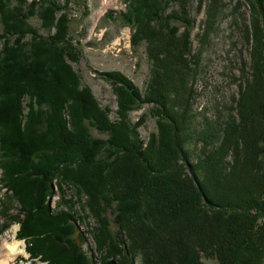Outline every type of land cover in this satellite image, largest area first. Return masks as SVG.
<instances>
[{"label": "trees", "instance_id": "obj_1", "mask_svg": "<svg viewBox=\"0 0 264 264\" xmlns=\"http://www.w3.org/2000/svg\"><path fill=\"white\" fill-rule=\"evenodd\" d=\"M122 1L107 18L132 29L133 48L145 45L150 78L142 91L120 71L98 72L113 112L74 67L83 57L71 36L74 0H0L2 228L20 224L35 263L264 264V0H246L250 62L228 113L201 120L194 5H206L210 40L225 0ZM144 104L157 117L149 139L147 115L130 116ZM84 222L90 257L76 241Z\"/></svg>", "mask_w": 264, "mask_h": 264}, {"label": "rangeland", "instance_id": "obj_2", "mask_svg": "<svg viewBox=\"0 0 264 264\" xmlns=\"http://www.w3.org/2000/svg\"><path fill=\"white\" fill-rule=\"evenodd\" d=\"M239 1L243 5L238 11L236 7ZM225 2L226 10L210 40H204L203 37L206 5H203L199 13L196 12L197 4L194 5L196 21L193 36L198 37L193 41V48L198 53L202 52L200 60L202 71L196 85L199 96L194 107L199 120L202 116L215 119L219 111L223 114L228 113L224 106L230 107L233 96L237 95L241 79L243 80V69L250 62L248 46L243 37L245 19L248 20L252 12L250 4L246 0H225ZM125 8L126 5L122 0H74L70 6L71 36L81 42L83 50L80 63L74 64V67L81 74L83 83L92 88L102 106L110 107L113 112L117 109L116 96L111 85L103 80L98 72L120 71L132 79L142 91L145 90L150 78V63L145 45L133 48L132 29L124 26L119 20L112 21L107 18L108 12L114 11L118 15ZM34 23L39 25L38 22ZM1 28L0 25V32ZM143 115H147V119L140 132L144 139H149L152 133L158 132L154 106L144 104L130 116L132 122H136ZM112 116L115 118V113ZM92 133L95 137L107 138L96 129H92ZM1 174L0 169V177ZM55 190L57 191L56 188ZM5 193L6 189L0 182V199L4 198ZM58 199L57 194L51 199L50 205L54 206ZM8 205L11 208L10 212L17 215L15 206ZM8 222L6 218L0 216V230H3L0 234V264H48L41 261L35 263L30 259L26 240L17 237L20 224L11 221L10 227L4 230L2 227ZM86 222L79 225L88 238V242L81 247L90 257L95 250V243L92 235L88 233L89 226ZM15 242L22 243L25 254L11 256L8 246ZM204 262L219 264L217 260L204 259Z\"/></svg>", "mask_w": 264, "mask_h": 264}, {"label": "water", "instance_id": "obj_3", "mask_svg": "<svg viewBox=\"0 0 264 264\" xmlns=\"http://www.w3.org/2000/svg\"><path fill=\"white\" fill-rule=\"evenodd\" d=\"M76 241L79 246H83L88 242V238L85 234V232L79 227V225H76ZM107 264H117L115 260H111Z\"/></svg>", "mask_w": 264, "mask_h": 264}, {"label": "bare ground", "instance_id": "obj_4", "mask_svg": "<svg viewBox=\"0 0 264 264\" xmlns=\"http://www.w3.org/2000/svg\"><path fill=\"white\" fill-rule=\"evenodd\" d=\"M11 256H17L19 254H25V249L22 246V243L15 242L8 246ZM5 263V262H4ZM7 264V263H6Z\"/></svg>", "mask_w": 264, "mask_h": 264}]
</instances>
